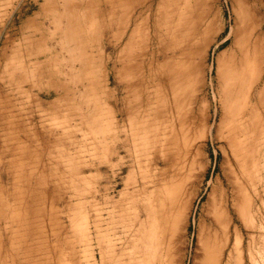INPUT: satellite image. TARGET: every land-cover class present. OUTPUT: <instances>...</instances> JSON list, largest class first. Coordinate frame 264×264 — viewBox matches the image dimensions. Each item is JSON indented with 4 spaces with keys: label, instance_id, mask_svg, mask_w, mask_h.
Listing matches in <instances>:
<instances>
[{
    "label": "rangeland",
    "instance_id": "obj_1",
    "mask_svg": "<svg viewBox=\"0 0 264 264\" xmlns=\"http://www.w3.org/2000/svg\"><path fill=\"white\" fill-rule=\"evenodd\" d=\"M157 1L133 14L142 11L138 30H149L136 31L131 46L129 28L117 22L119 0H84L65 14L59 6L58 15L45 0H0V264H264V143L249 145L247 190L238 199L229 145L248 94L254 112L243 126L251 140L264 131V58L255 62L232 36L235 17L251 7L264 39V0L173 1V29L161 44L175 46L171 65L150 37L169 7L159 11ZM109 7L111 30L98 17ZM146 33L148 49L140 44ZM143 47L154 73L186 62L176 70L173 116L187 120L183 130L178 121L168 129V139L176 136L168 163L138 169L125 114L135 97L125 84L134 82ZM234 69L245 73L233 90ZM169 91L167 83L148 89L160 121L172 117ZM107 111L127 133L123 148L106 142Z\"/></svg>",
    "mask_w": 264,
    "mask_h": 264
},
{
    "label": "bare ground",
    "instance_id": "obj_2",
    "mask_svg": "<svg viewBox=\"0 0 264 264\" xmlns=\"http://www.w3.org/2000/svg\"><path fill=\"white\" fill-rule=\"evenodd\" d=\"M47 3L49 4H52L53 7L51 8V12L53 14H56L58 15V10L57 8L59 6L62 7V10H63V14L65 13H68V12H73L75 11L76 8H78L81 3L84 1V0H45ZM146 1H149V0H119V4H120V7H119V15L116 16L119 18V20H117V22H121L123 25V31H128V37L126 38L127 39V44H130L131 46H133L131 43H133V35L136 31H140L138 30L139 28V25H140V22L143 20L144 21V24L146 22V18H143L141 19V16H140V13H142V11L140 13H137L136 16H133V14L135 15V11L136 9H140L143 7V4L144 2ZM173 1H176V0H158L157 2V10L159 9H162L164 6H169L168 7V11H166V13L162 14L161 15H158L157 16V19L154 21V25L152 27V32H151V38L152 39H155L156 42H158L159 47L157 48L156 50V54L157 55L158 53L161 54L162 57H166L168 59V62L169 65L172 64L171 61H173V59H175V51L173 50L174 49V45H173V49L169 48L168 46H162V40H163V37L164 36H171V29L172 28V22H173V16H172V11L174 10V6H175V3H172ZM146 5V4H145ZM149 6V5H148ZM147 6V7H148ZM112 8L113 7H109L108 10L106 11V13H104L105 16H98V17H105L107 19V26H106V29L108 30H111L112 27L114 26V22L112 21L114 19V16H112L113 14V11H112ZM160 11V10H159ZM246 12L248 13V16H239L237 15L235 18H236V28L234 29V33L232 34L234 40L236 41H239V44L241 43H244L246 45H244L245 47L246 46H250V49L252 50V53L254 54V58H255V62H256V59L259 60L261 62V60H263L264 58V39L262 38L261 35H257L259 34L258 33V30H259V27H260V20L258 19L259 17L258 16H254L253 15V12L251 10V7H248ZM80 13V12H79ZM158 13V11H157ZM160 13V12H159ZM237 13V12H236ZM171 15V16H170ZM96 17V16H94ZM101 18V19H102ZM156 18V17H155ZM100 20V18H99ZM92 21V20H91ZM109 21V22H108ZM142 21V23H143ZM90 23V22H89ZM141 23V25H143ZM91 24V23H90ZM90 24L88 25V28L92 27V24L90 26ZM149 24V23H148ZM120 25V26H121ZM119 27V26H118ZM142 27V26H140ZM146 27H149V26H146ZM120 28V27H119ZM144 28V26L142 27V29ZM117 29V28H116ZM147 32L149 29H146ZM144 30V33L141 32L143 30H141L139 33H143L145 34V31ZM64 31V30H63ZM119 34V31L121 32L122 29H119L116 30ZM115 32V33H117ZM87 33V32H86ZM137 33V32H136ZM116 34V36L118 35ZM122 34V32L120 33ZM119 34V35H120ZM53 35V34H52ZM58 35V34H57ZM112 36V35H111ZM141 36V35H140ZM51 37V36H50ZM119 37V36H118ZM117 37V39H119ZM137 37V36H136ZM52 38V37H51ZM115 38V36H114ZM112 38V39H114ZM149 38V35L148 33H146V35L144 36V43H140V44H144L146 45L145 43L147 42H150V39ZM142 39V38H141ZM116 40V38L114 39ZM138 40V39H137ZM52 42V41H50ZM54 42V41H53ZM52 42V43H53ZM61 42V41H60ZM65 43H68L70 44V41L69 42H66L64 41ZM63 42V43H64ZM64 43V45H65ZM112 43V42H111ZM138 43V42H136ZM135 43V44H136ZM235 43V42H234ZM56 44V43H55ZM238 44V43H237ZM67 45V44H66ZM118 45V44H117ZM126 45V44H124ZM165 45V43H164ZM52 46V45H51ZM127 46V45H126ZM156 46V45H155ZM241 46V45H240ZM239 46V47H240ZM60 47H61V44H60ZM59 47V48H60ZM122 47V46H121ZM125 47V46H123ZM130 47V46H129ZM147 48V45L144 46ZM139 48L138 50V53L134 56L137 61V65L135 67H132L134 68V74H135V78H133V81L136 82L135 85H132L134 84L131 83L128 81V84H125L126 87H125V91L126 93L129 92L133 97H135V101H131V98L127 97V100L130 99V101L132 102L131 104H133V102H135L134 104L135 105H132L131 109L128 107V111L125 112L126 114V120L128 121V128H129V137H130V143L133 147V152H134V163L135 165L137 166L138 169L140 168H145L147 166V164L150 162V161H156L158 160L160 163L162 164H167L168 163V160H169V155H171L169 153V150H168V144L170 142H174V138L173 137H176L175 135L173 136H169V139H168V135H167V132L168 129H170V126H172L171 128H174V125L176 124V121H178V125L180 126V128L182 127V130L184 129L185 126V122H186V117L185 115L183 116V118H178V115H177V118L176 116L174 117L173 116V109L175 110V115L178 113V110L179 108L177 107V102H176V94H177V91H176V83L178 82L177 81V78H176V75H178L176 70L177 67L173 64L172 66L169 67V70L164 72V70L162 72L159 73H154V71H152V67L150 65V63H147L146 65L144 64V55H145V50L146 48ZM245 47L243 49H245ZM127 48V47H126ZM125 48V49H126ZM55 49V48H54ZM68 49L70 48H67V51ZM130 50H132L131 48H128ZM127 49V50H128ZM135 49V48H134ZM143 49V51H142ZM148 49V48H147ZM176 49V48H175ZM240 49V48H239ZM242 49V50H243ZM248 49V47H247ZM62 50V49H61ZM122 50V49H121ZM241 50V51H242ZM246 50V49H245ZM50 51V49H48V52ZM100 51V49H99ZM124 51V50H122ZM134 51V50H133ZM132 51V52H133ZM244 51V50H243ZM66 52V51H65ZM127 52V51H126ZM183 52H186V51H183ZM251 52V51H250ZM249 52V53H250ZM67 53V52H66ZM101 53V52H100ZM125 54V52H123ZM122 53V55H124ZM179 53V52H178ZM248 53V52H247ZM251 53V54H252ZM56 54V53H55ZM67 54H70V53H67ZM135 54V53H134ZM240 54V53H239ZM246 54V52L244 53ZM241 55L240 57H244L245 60H242L241 62L244 63V61L247 60V57L246 55ZM252 54V55H253ZM117 55V54H116ZM151 55V54H150ZM178 55V54H177ZM128 59L130 58V55L128 54ZM131 56H133L131 54ZM160 56V57H161ZM71 57V56H70ZM242 57V59H244ZM72 58V57H71ZM70 58V59H71ZM124 59H127L126 56L123 57ZM122 58V59H123ZM152 58V57H151ZM157 58V57H156ZM121 59V60H122ZM133 59V60H134ZM155 59V58H154ZM163 59V58H162ZM166 59V61H167ZM239 59V58H238ZM165 60V59H163ZM240 60V59H239ZM77 61V60H76ZM119 61V59H118ZM135 61V60H134ZM150 62V61H148ZM154 62V61H153ZM164 62V61H163ZM254 62V61H253ZM252 62V63H253ZM125 63V62H123ZM122 63V64H123ZM160 63V61H159ZM166 63V64H167ZM186 63V62H185ZM185 63H181L182 66L185 64ZM232 63V62H231ZM239 65L241 63L237 62ZM246 63V62H245ZM259 63V62H258ZM256 63V65L258 64ZM127 63H125L126 65ZM165 64V65H166ZM235 64V63H234ZM28 65V64H27ZM155 65H157L155 63ZM239 65H235V66H239ZM242 65V64H241ZM240 65V66H241ZM247 65V64H246ZM246 65H242L246 67ZM264 65V64H263ZM168 66V65H167ZM181 66V65H180ZM180 66L178 68H180ZM181 66V67H182ZM186 66V65H185ZM28 67V66H27ZM160 67V66H159ZM176 67V69H175ZM166 68V67H165ZM185 68V67H184ZM182 67V69H184ZM189 68V67H188ZM235 69H237L236 67H234ZM25 69V67H24ZM119 69V68H118ZM130 69V68H129ZM234 69V71H235ZM240 70V68H238ZM248 69V68H247ZM76 70V69H75ZM125 71V69H123ZM121 69V71H123ZM128 70V69H126ZM25 71V70H24ZM60 71V70H59ZM180 71V69H179ZM187 71V70H186ZM241 71L242 68H241ZM237 72L235 71V77L233 78V75H232V89H236V85H238L237 83L240 82L238 81L240 78H243L242 76L244 75L245 71L242 73V72ZM130 72V71H129ZM182 72V71H181ZM30 74V73H29ZM57 74V73H56ZM60 74V73H59ZM133 74V73H132ZM180 74V73H179ZM183 74V73H182ZM125 75V74H124ZM192 75V73H191ZM260 75V73H259ZM128 77V76H127ZM126 77V78H127ZM260 77V76H259ZM31 79V78H30ZM33 79V77H32ZM26 80V79H24ZM130 80L132 81V79L130 78ZM189 80V79H188ZM259 79H257L258 81ZM27 81V80H26ZM68 82V81H67ZM156 82L157 85H161L162 83L165 84L167 83V85L169 86L170 88V91H169V95L171 97V101H170V109H172V114L171 116L172 117H169L168 119L169 120H165V121H160V118L157 114V112L155 111V109L153 108H150V103L148 101V89L153 86V83ZM85 85V84H84ZM255 85V84H254ZM188 87V86H187ZM240 87V85H239ZM241 88H242V85H241ZM245 88V87H244ZM83 89V88H82ZM185 90V89H184ZM250 90V88H249ZM186 91V90H185ZM248 91H246L247 93ZM179 93V92H178ZM182 93V92H181ZM263 93V92H262ZM248 94V93H247ZM129 95V96H131ZM244 95V94H243ZM250 95L249 97L245 96L246 99L244 101V103L242 104L241 107H239V109H237V111H235L236 113L234 115L235 116V121H233V128H234V134L236 135V138L234 137L231 142L230 145V149H231V152H232V155H233V159L236 163V166L238 168H236V171L233 169V171L231 173H233V186H232V190L234 191V195H235V198H240V194H243L246 192L247 190V186L245 184L244 181L247 180V174L245 172V165L246 164V158L249 157V153L252 152V148L253 147H250V146H253L255 145L256 146V139L257 141H259V144L260 145H263L264 143V131L260 132V136L259 137H256L254 135H256V133L254 132V130L252 129V135L255 137V139L252 137L250 138V136L248 137V132L249 131H246V129L244 128L243 124L245 123L246 126L247 124H250V118L252 117V114L254 112V110L251 109V107L253 106H249L248 105V98L252 97L251 94H248ZM183 98V97H182ZM233 98V97H231ZM260 98V97H259ZM186 99V98H185ZM251 99V98H250ZM261 99V98H260ZM259 99V100H260ZM170 100V99H169ZM129 101V102H130ZM186 101V100H185ZM129 102H127V106H129ZM168 104V102H166ZM250 103V101H249ZM259 103V101H258ZM262 103V102H261ZM126 104V102H125ZM251 104V103H250ZM106 105V104H105ZM110 104H108V107H109ZM257 109V108H256ZM180 116V114H179ZM105 117L107 118V123L104 124L105 125V132H106V142L109 141V144L111 143V145L113 147H115V150H117L118 148H123L125 147V145H127V133L122 129V130H118L117 128V122H116V114L113 113L112 111H107V113L105 114ZM182 122H180V120ZM106 120V119H105ZM252 121V120H251ZM254 121V120H253ZM166 123H168V125H166ZM253 125V124H252ZM124 127V126H123ZM248 127V126H247ZM179 128V129H180ZM254 128V127H253ZM175 129V128H174ZM173 129V130H174ZM251 129V128H250ZM99 128V131H103ZM171 130V131H173ZM175 132V130L173 131ZM182 132V131H180ZM170 133V132H169ZM232 133V132H231ZM174 134V133H173ZM233 134V135H234ZM101 135V134H100ZM171 135V134H170ZM232 135V136H233ZM172 140V141H171ZM254 142V144H253ZM230 143V142H229ZM177 144V142H176ZM228 145V143H227ZM250 145V146H249ZM110 147V146H109ZM175 147V146H174ZM176 148H177V145H176ZM175 148V149H176ZM179 151V150H178ZM177 151V153H178ZM184 151V150H183ZM189 151V150H188ZM187 151V152H188ZM172 152V151H170ZM181 152V151H180ZM185 154V153H184ZM120 155V154H119ZM175 155V154H174ZM179 155V154H178ZM183 155V154H181ZM251 155V153H250ZM172 156V155H171ZM176 156V155H175ZM252 156V155H251ZM179 157V156H177ZM186 156H184L185 158ZM173 158L175 159L176 157L173 156ZM183 159V158H182ZM249 159V158H248ZM255 159V158H254ZM185 160V159H184ZM250 160V159H249ZM183 161V160H182ZM255 161V160H254ZM234 163V162H233ZM234 163V164H235ZM183 166V165H182ZM181 166V167H182ZM176 167V166H175ZM174 167V168H175ZM171 169V168H170ZM178 169V167H177ZM176 169V170H177ZM183 169V168H182ZM238 169V171H237ZM175 170V172H176ZM138 171V170H137ZM183 171V170H182ZM180 172V171H178ZM247 173H248V170H247ZM175 175V174H174ZM239 179L242 180L241 182H239ZM229 181V180H227ZM231 181V180H230ZM230 183V182H229ZM177 190V189H176ZM175 190V191H176ZM243 191V193H241ZM173 192V191H172ZM168 195V194H167ZM172 196V195H171ZM170 196V197H171ZM242 198V197H241ZM237 202V200H235ZM164 205V204H163ZM162 210V209H161ZM178 210V209H177ZM227 211V210H226ZM238 211V210H237ZM172 212V210L170 211ZM236 212V211H235ZM171 214V213H170ZM238 215V214H237ZM160 216V215H159ZM227 222H226V227H227ZM225 227V228H226ZM224 228V229H225ZM247 228V227H246ZM250 228V227H249ZM156 229V228H155ZM227 229V228H226ZM225 229V230H226ZM155 231V230H154ZM148 235V234H146ZM227 240V239H226ZM153 243V242H152ZM155 244V243H154ZM150 246V245H149ZM151 246H153L151 244ZM157 246V245H156ZM155 246L154 250L157 249V247ZM144 247V246H143ZM146 248V247H145ZM131 249V248H129ZM144 249V248H142ZM144 250H147L144 249ZM151 250V248H150ZM131 251V250H130ZM138 248H136L133 252L135 253H138ZM153 251V250H152ZM157 251V250H156ZM132 252V253H133ZM140 252V251H139ZM145 252V251H144ZM151 251H149L150 253ZM129 252H127L128 255V258L131 257L130 255L132 254ZM134 253V254H135ZM148 253V254H149ZM155 253V251H154ZM153 253V254H154ZM152 254V253H150ZM151 256V255H150ZM155 256V255H154ZM160 256V255H159ZM161 259V258H160ZM156 260V258L153 259V261ZM211 260V259H210ZM131 261V260H130ZM155 263V262H154ZM139 264V263H138Z\"/></svg>",
    "mask_w": 264,
    "mask_h": 264
}]
</instances>
